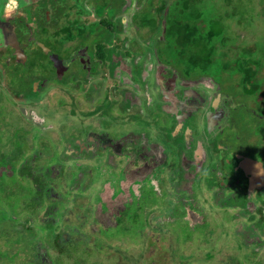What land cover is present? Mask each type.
Wrapping results in <instances>:
<instances>
[{
  "label": "flooded vegetation",
  "instance_id": "1",
  "mask_svg": "<svg viewBox=\"0 0 264 264\" xmlns=\"http://www.w3.org/2000/svg\"><path fill=\"white\" fill-rule=\"evenodd\" d=\"M169 5L161 9V0H27L0 15V184L37 179L45 186L35 183L44 199L37 206L19 215L12 207L0 217L10 234L39 225L46 229L48 223L57 229L42 230L40 244L24 245L20 256L28 252L32 264L62 256L65 234L75 232L67 217L74 203L65 196V187L72 185L79 191L90 186L91 198L100 194L107 203L105 212L94 205L92 223L101 229L92 232L118 225L127 210L130 220L146 217L138 226L142 223L145 232L159 209L152 184L160 194L169 191V204L187 211L193 228L209 227L204 205L264 225V112L257 105L263 101L235 97L236 83H217L167 55L176 53L166 39ZM145 15L150 17L144 28ZM89 16L98 20L85 21ZM125 26L134 31L128 32L131 40L120 36ZM35 107L44 114L51 108L56 126L48 124L47 114L32 115ZM28 115L34 129L22 126ZM14 123L24 137L19 142L16 128L9 127ZM43 123L64 134L59 139L51 134L57 138L58 165L47 163L53 154H44L55 147L37 143ZM70 170L78 172L67 185ZM198 196H209L213 204ZM98 213L111 215L113 222L103 223Z\"/></svg>",
  "mask_w": 264,
  "mask_h": 264
},
{
  "label": "rangeland",
  "instance_id": "2",
  "mask_svg": "<svg viewBox=\"0 0 264 264\" xmlns=\"http://www.w3.org/2000/svg\"><path fill=\"white\" fill-rule=\"evenodd\" d=\"M26 1L17 0L19 7L24 5ZM7 3L8 0H0V15L7 12L5 10ZM199 4H201L204 14H210L209 18H213L214 16L220 21L224 34L229 35L226 42L227 45H235L237 40V45L246 49L252 47L254 43L264 47V0H199ZM13 11H16V9ZM118 17L119 13L117 14ZM89 20L96 21L98 19L95 16H89L85 21ZM123 20L124 22L126 21L125 17H123ZM124 25L127 24L124 23ZM125 29L127 30L126 26L124 27V32H120V36L124 37L127 35L128 40H131L132 36L128 32L134 33V31L132 29H130L131 31H126ZM126 46L127 44L124 42L122 50ZM112 50L114 49L111 48L110 51ZM232 50L235 54L238 52L237 49L233 48ZM117 51L120 52L118 48ZM254 54L257 56L260 52L256 50ZM222 78L228 79V76H223ZM233 86L235 89H239L238 83ZM257 105L259 108L258 112H264V102H260ZM44 111L49 115L52 109L48 108ZM31 114L38 118L46 115L41 107H35ZM26 118L27 120L22 122V126H30L34 129V121L29 118V115ZM45 118L49 121L48 124L56 126L58 120L56 116L51 117L49 115V117ZM251 121L252 119H249L250 123ZM40 126L44 128L41 129L40 127L41 131L44 132L37 141L40 145L51 144L52 147H55L58 145L57 138H64V134L55 132L54 127L49 130L48 126L44 123ZM9 127L10 130L16 128L15 139L17 138V142L21 141L23 134L19 132V125L14 123ZM46 132L49 133L46 134ZM52 133L57 138L52 137ZM61 133L64 132L61 131ZM261 139L262 135L257 134L256 140L261 142ZM44 154H53L51 157L46 158V160L48 159L47 163L54 165L60 163L56 147L52 153ZM76 172L78 171L70 170L68 174H65L67 176V180L65 179L67 185H71L74 181ZM35 183L43 190L45 189V186L39 184L37 179L0 184L1 216L7 214L12 207L15 209L17 215H19L21 210L24 209L27 212L37 202L41 203L44 200L43 190L37 191ZM84 183L85 181L83 182L82 180L79 182V185H83ZM121 183L123 186L126 185L127 182L124 180V177ZM150 187L154 193L153 195L148 193L147 197L152 195L154 203H157L159 209L156 211V214L152 212L154 214L150 215L151 223L146 227L145 232L143 231L144 233L140 230L143 224L141 223L139 229L138 226L140 219L144 221L146 217H140L138 221L130 220L128 210L122 215L121 219H118V225L107 230L103 229L99 232H92V228L101 229L99 226L94 227V223H92V219L95 216L94 205H96L98 210L100 209L102 212H105L107 210L106 201L100 194L98 196L94 195L91 198L90 186H84L80 191L79 189H74L73 185L65 187V192L69 195L65 194V196L74 203V208L68 213L67 217L69 224L74 226L75 232L65 234L67 243H65L66 246L64 247L62 256L60 255L55 259L53 255H48L51 260L50 264H264V225L262 221H258L260 224L257 223V229L252 230L254 229L253 225L257 224H254V221L249 220L246 216L235 217V212H226L222 209L220 210L224 214H219L216 208L209 209L204 205V212L206 214L204 220L209 224V227L199 225L193 228L186 220L188 212L180 211L178 206L174 210V206L169 204L170 194L167 189L163 190L166 193L163 195L159 193L161 190L158 191L157 186L152 184ZM91 190L93 191L94 189ZM10 192L12 194L8 197L7 195ZM108 193L107 191L106 195ZM77 197H79V200ZM90 198L91 203H89ZM105 198L108 197L105 196ZM198 200H206L209 204H213L209 196H205L202 200L198 196ZM116 204L120 205V200ZM52 205L57 204L55 202ZM169 205H171V208ZM65 206L66 200L63 198L61 208L64 211ZM114 206L115 203H112L110 209L115 213L116 208ZM91 207L93 208V212ZM97 216L103 223L107 222L109 224L113 222V217L109 214L103 217L98 213ZM153 216L158 219L157 222ZM5 221V217H0V264L34 263L32 260L29 261L27 259L28 252L25 258L20 256V252L24 250V245L27 246L34 240L38 241L39 244L44 242L41 237L46 232L42 233V230L49 232L57 230L54 223H48L46 229H43L39 225L31 231L25 230L23 233H20L17 230L10 234L7 227L8 224ZM253 240H255L254 245L251 243ZM48 252L49 254H54L51 249H48Z\"/></svg>",
  "mask_w": 264,
  "mask_h": 264
},
{
  "label": "trees",
  "instance_id": "3",
  "mask_svg": "<svg viewBox=\"0 0 264 264\" xmlns=\"http://www.w3.org/2000/svg\"><path fill=\"white\" fill-rule=\"evenodd\" d=\"M168 1L166 39L176 53L167 55L217 83L222 80L238 83L235 97L241 95L264 102V47L254 43L246 49L237 45V40L235 45H227L229 35L224 34L217 18L203 13L199 0H161L160 8L163 9ZM148 17L150 15H145L141 24L144 28L149 26ZM230 48L238 52L235 54ZM256 50L260 52L257 56Z\"/></svg>",
  "mask_w": 264,
  "mask_h": 264
},
{
  "label": "clouds",
  "instance_id": "4",
  "mask_svg": "<svg viewBox=\"0 0 264 264\" xmlns=\"http://www.w3.org/2000/svg\"><path fill=\"white\" fill-rule=\"evenodd\" d=\"M19 4L17 0H8V3L5 5V10L7 12H12L13 10L17 9Z\"/></svg>",
  "mask_w": 264,
  "mask_h": 264
}]
</instances>
